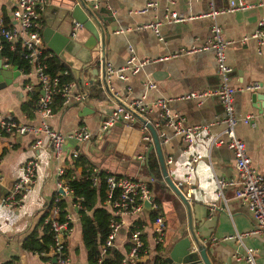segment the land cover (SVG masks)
Wrapping results in <instances>:
<instances>
[{
  "label": "crops",
  "instance_id": "0c3cea01",
  "mask_svg": "<svg viewBox=\"0 0 264 264\" xmlns=\"http://www.w3.org/2000/svg\"><path fill=\"white\" fill-rule=\"evenodd\" d=\"M229 1L213 0V8L226 7ZM242 1L251 6L243 10L221 12L213 17L207 15L211 7L206 0H106L98 3L96 8L90 2H84L103 25L105 65L113 69L124 66L130 54L129 48L137 60H149L135 73L125 71L124 80L112 77L106 81V88L100 82L99 40L83 26L75 32V36H71L72 22L75 20L70 15V7L75 0H44L36 10L42 24L40 32L45 50L66 66L74 84L71 93L82 97L80 101L71 100L62 104L58 111L46 118V123L62 134L74 132L80 126L85 127L91 136L85 146L90 157L82 153V144L86 141L79 144L66 139L63 143L64 153L76 150L101 171L127 173V161H130L133 165L130 168L134 169L128 171L129 174L147 180V177H153L148 168L149 156L155 157L160 178L153 177L149 187L153 200L158 201L155 202L157 211L164 220V234L159 245L164 256L178 238L179 231L184 228L181 237L188 236L186 212L163 181L154 148L148 150L152 145L149 132L135 118L131 127H124L121 121H117L102 135L99 133V124L112 109L118 106L127 108L131 101L141 99L148 112L144 116L135 113L148 121L156 132L166 176L175 186L186 172L185 166L191 152L184 149L180 138L173 135L170 129L155 127L154 123L161 112L156 102L164 101L170 116L182 117L184 123L200 126L202 129L193 134L192 151L202 157L194 164L190 185L182 188L190 206L194 235L199 244L206 247L210 264H245L242 258L244 248L256 249L255 263L264 264V234L243 236L240 243L223 239L233 233L250 230L253 218L247 207L233 197L231 186L223 188V199L215 194V177L227 182L238 180L231 152L211 140L213 137L224 138L221 133L223 124L219 120L223 115L219 99L216 96L182 98L188 93L211 91L218 87L219 77L213 52L207 50L157 60L179 47L203 43L209 38L210 25L216 23L220 26L224 38L232 40L224 49V57L230 69L227 83L235 89L233 111L238 117L252 115L248 123H237L234 133L243 141L251 166L263 171L264 112L260 113L254 107L249 98L251 91L245 88L257 82L260 87L255 92L264 96V46H258L252 39L240 43L239 39L250 34L257 22L264 18V0ZM147 2H154V8L145 13L135 11L143 8ZM11 9L10 0H0V19L4 23L12 22ZM171 12L180 20L166 23L165 16ZM154 21L160 23L158 32L162 40H158L150 28H138L141 24ZM51 32L68 37L62 48L60 46L58 54L46 47V38ZM26 81L19 74L14 75L9 84L0 88V115L9 116L20 123L36 124L38 117L35 111L31 118H27L20 109L32 89L37 97L39 94L35 85L30 91L25 90ZM92 88L101 90V99L89 96ZM263 96L258 100V106L260 103L264 105ZM83 107L92 112L79 115ZM143 133L150 137L145 146L141 138ZM34 137L31 133H0V264H46L49 260L46 252L40 254L22 248L23 240L32 231L38 236L42 234L43 229L38 222L56 191V162L51 156L47 139L42 133L38 134L41 145L34 147ZM141 153L144 155L143 165L134 159L135 155ZM92 157L100 160L92 162ZM30 159L36 163L31 191L21 206H4L3 196L20 175L22 164ZM79 171L77 168L76 173ZM63 200L71 226L65 239L67 264H88L75 204L69 197H63ZM132 221L130 216L121 217L122 223L113 242L114 250L121 256L128 247L127 236ZM142 236L147 255L140 264H151L150 258L155 251L149 228L145 227ZM235 256L239 259L236 260ZM107 257L108 254L104 256Z\"/></svg>",
  "mask_w": 264,
  "mask_h": 264
},
{
  "label": "built area",
  "instance_id": "2783aa9c",
  "mask_svg": "<svg viewBox=\"0 0 264 264\" xmlns=\"http://www.w3.org/2000/svg\"><path fill=\"white\" fill-rule=\"evenodd\" d=\"M12 3V9L10 12V18L12 22L4 23L0 19V48L1 43L7 44L8 50L14 51L17 48L20 49L22 59L26 62L28 68L23 70L22 68H16L18 74L24 77L27 81L24 83V89L30 91L35 85L38 88L39 94L35 104V114L38 117L36 124L20 123L9 116L0 115V133L8 135L31 133L35 135L33 146L38 147L41 145V140L38 134L42 133L46 139L50 148L51 156L56 162L54 170V187L55 196L52 198V203L48 207L44 223L48 224V231L52 237L51 247L47 252L49 260L46 264H67L66 245L65 239L71 231L70 218L66 214L62 218L58 216V207L56 202L60 198H71V189L66 184L64 170L66 168V158L68 154L71 157H75L78 152L73 150L72 152L65 154L63 143L66 139H72L77 143H82L90 139L89 131L80 126L74 132L68 134H62L49 127L46 123V118L52 115L51 103L52 97L58 95L62 99L61 104H67L71 100L80 101L82 97L79 94H72L71 89L74 84L70 81L67 83H59L56 76H51L46 71L45 64L40 60L42 52L45 50V46L41 37V21L37 18V7L44 3V0H10ZM106 0H83V2H90L93 8L98 6V3ZM211 7L208 12V16L213 17L221 12H231L234 10H243L251 5L246 4L242 0H230L226 7L213 8V0H206ZM76 2V0H75ZM154 2H147L145 6L139 10H135L137 13H145L150 8H154ZM131 12V11H130ZM180 20L174 12L165 16V22L171 23ZM158 21L141 24L138 28H150L155 34L158 40H162V36L158 32ZM81 27V25L73 21L71 28V36H75V32ZM129 30V29H128ZM209 38L199 45H190L185 47H179L175 52L158 58L157 60L166 59L168 57H176L180 55L207 51L213 52V57L216 65V72L219 77V85L214 90H207L200 93H188L182 96V98H202L207 96H216L222 106L223 115L219 119L223 124L221 133L224 138L213 137L211 140L216 145L225 146L232 154L234 159V168L238 177L237 181H229L222 178H214L216 186L215 194L223 199L222 190L226 186H231L233 189V197L239 202L243 203L253 218V225L250 230L243 233H233L229 236L223 237V239H233L235 242L240 243L243 236L252 234H264V169L258 171L250 164V159L245 149V145L241 139H239L234 133V127L237 123H248L252 115H246L238 117L233 111L232 98L235 89L227 83V75L229 73V67L225 63L224 49L226 45L232 43V40L226 39L223 36L222 30L219 25L212 23L209 28ZM252 39L258 46H264V18L257 22L256 28L247 35L240 37L239 42L245 43L247 40ZM130 54L125 65L113 69L111 66L105 65V81H109L112 77H116L119 80L125 79V71L135 73L138 68L149 62L148 59L137 60L129 48ZM4 67L12 68V66L5 63ZM32 80L34 83H32ZM30 81V82H29ZM259 84L254 82L246 86V90L255 92L259 89ZM156 104L160 107L159 119L154 123L155 127H163L171 130L172 134L178 136L186 151H190L191 155L186 164V172L182 179L177 182L176 187L182 188L188 187L191 182V175L193 172L194 164L202 156L199 153L193 152V134L202 128L198 125H189L184 123L182 117L170 116L165 108L164 101H157ZM131 112H136L144 116L148 109L144 105L141 99L133 100L130 102L127 108L118 106L112 109L99 124V133L102 135L108 130L114 123L121 121L124 127H131V122L134 121V117ZM142 140L145 142L150 141V137L147 133L142 134ZM134 159L143 165L144 155L137 154ZM128 163L127 173H116L112 171H104L106 173L103 179V194L98 199V205L107 209L110 213L109 217V231L99 246V254L102 258L107 255L108 251L113 247V242L116 234L121 225V217L130 216L132 218L131 227H134L132 231H128L127 244L128 247L125 253L119 258L117 264H140L143 258L147 255V247L143 240V231L145 227L149 228L152 234V243L154 249L156 246L161 245L164 234V220L158 213V206L153 200V196L150 192V183L153 181V177H147V180L139 179L129 174L133 171L130 167V161ZM36 163L30 159L22 164L21 173L18 178L11 184L6 194L2 198V204L7 207H19L21 206L24 198L29 194L32 188V184L35 177ZM92 174L89 177L90 186L97 188L99 185L98 178L93 174L98 168L93 167ZM103 171V170H102ZM130 171V172H128ZM79 176V172L74 174ZM72 177V176H71ZM144 201L150 202V212L152 211L154 216L146 225L144 217L142 215V204ZM75 207H77L75 205ZM77 209V208H76ZM135 222H140V227H136ZM146 225V226H145ZM192 249H195L193 246ZM258 251L254 248H244L243 261L245 264H256L255 254ZM236 260L238 256L234 257Z\"/></svg>",
  "mask_w": 264,
  "mask_h": 264
},
{
  "label": "trees",
  "instance_id": "16d2710c",
  "mask_svg": "<svg viewBox=\"0 0 264 264\" xmlns=\"http://www.w3.org/2000/svg\"><path fill=\"white\" fill-rule=\"evenodd\" d=\"M1 57L5 59V63L10 66H16L26 70L28 68L26 62L22 59L20 49L17 48L14 51L8 50L7 44L2 42L0 48ZM40 60L45 64L46 71L51 76H56L59 83H67L72 80L69 70L66 66L59 61L55 55H50L48 50H44L41 54ZM89 96L95 99H101L102 94L100 89H90ZM37 100V94L32 89L28 94V100L20 105L21 112L25 114V117L31 118L32 112L35 110V104ZM62 99L58 95L52 97L51 111L52 113L58 111L61 107ZM66 168L64 170L63 177L66 184L71 189V200L77 206L76 211L78 215V221L80 225L81 242L85 249L86 260L88 264H117L121 254L117 251H108L109 257L102 258L99 254V246L103 243L108 231V223L110 213L107 209L98 205V199L103 194V179L106 175L104 171L97 170L93 173L99 180L97 188L90 186L89 177L92 174V168L95 167L87 157L81 154H77L75 157H71L68 154L66 158ZM79 168V176L76 177V169ZM148 168L153 177L159 179L158 166L156 159L153 155L149 156ZM72 176V177H71ZM55 193L52 194L50 201L46 205V210L52 203V198ZM157 202V199H154ZM58 207V216L60 218L65 214V201L60 198L56 202ZM42 214L38 225L42 227V234L36 235L35 231H32L25 237L22 242V248L28 251H35L36 253H47L51 247L52 237L48 231V224L44 223L47 211ZM154 214L151 211L150 220H152ZM136 227H140V222L134 223ZM146 226V225H145ZM134 227H130L128 231H132ZM154 253L150 258L151 264H166L164 261V254L160 246H156ZM147 261V260H146Z\"/></svg>",
  "mask_w": 264,
  "mask_h": 264
},
{
  "label": "water",
  "instance_id": "95a60500",
  "mask_svg": "<svg viewBox=\"0 0 264 264\" xmlns=\"http://www.w3.org/2000/svg\"><path fill=\"white\" fill-rule=\"evenodd\" d=\"M70 15L71 17L78 22L81 26H83L85 29H87L94 38L99 40L100 43V82L106 88V81H105V60H104V53H103V46H104V38L105 33L103 29L102 23L99 21V18L93 11H91L88 6L83 2V0H76L74 4L70 7ZM50 34V33H49ZM68 41V37L66 36H60L57 32H51L50 35L46 38V47L58 54L59 49L62 48V46ZM62 45V46H61ZM61 46V48H60ZM4 60L1 57L0 54V88L5 86L6 84H9L11 81V77L14 75H18V72L16 68H6L4 67ZM97 70H95V73ZM262 94L251 92L250 93V101L253 104L254 107L260 112H264V105L260 103L258 106V100L262 98ZM264 97V96H263ZM88 112H92V110L88 109L87 107H83L80 110L79 115H84ZM133 117L138 120L140 123H142L145 128L148 130L149 135L152 140V145L149 147L154 148L159 167L161 170V175L163 181L169 186V188L172 190V192L177 196L179 201L182 203V205L185 208L186 212V230L188 231V236L181 237L182 231L184 228L178 232V238H176L173 243L170 245V247L166 251V255L164 256V261L166 264H210L208 257L206 255V247L203 244H199L196 236L193 232L192 227V220H191V214H190V206L188 203L187 198L182 193V190L178 187H176L166 176L165 172V166H164V160L160 152V143L159 139L156 135V132L154 131L153 127L150 125L148 121L143 119L141 116L136 114L135 112H131ZM88 144V141L84 142L82 144V153L87 155L89 154L85 150V146ZM100 158H91L92 162H98ZM142 215L144 217V222L146 225L149 224V212H150V202L144 201L142 204ZM195 247V249H192V247ZM114 251V247L111 248V252Z\"/></svg>",
  "mask_w": 264,
  "mask_h": 264
}]
</instances>
